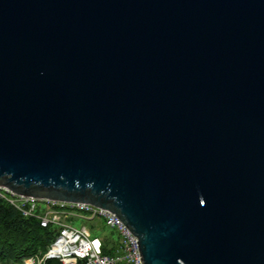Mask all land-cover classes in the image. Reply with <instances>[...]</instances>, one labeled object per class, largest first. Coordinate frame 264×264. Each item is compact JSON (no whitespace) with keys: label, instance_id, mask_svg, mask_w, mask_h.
<instances>
[{"label":"water","instance_id":"95a60500","mask_svg":"<svg viewBox=\"0 0 264 264\" xmlns=\"http://www.w3.org/2000/svg\"><path fill=\"white\" fill-rule=\"evenodd\" d=\"M0 185L264 264V0H0Z\"/></svg>","mask_w":264,"mask_h":264},{"label":"built area","instance_id":"2783aa9c","mask_svg":"<svg viewBox=\"0 0 264 264\" xmlns=\"http://www.w3.org/2000/svg\"><path fill=\"white\" fill-rule=\"evenodd\" d=\"M10 194V196L6 194ZM0 198L18 210L24 217L37 219L40 227L57 225L58 231L41 254L22 258L21 264H44L49 258L57 259L61 264H142L138 246L132 233L110 211L84 202L38 199L32 196L17 194L0 185ZM35 199L43 200L44 209H35ZM71 211H88L89 218L101 217L106 226L114 228L118 234L119 253L103 252L98 237L88 236L87 228L82 225L75 228L64 219ZM76 215V214H75Z\"/></svg>","mask_w":264,"mask_h":264},{"label":"trees","instance_id":"16d2710c","mask_svg":"<svg viewBox=\"0 0 264 264\" xmlns=\"http://www.w3.org/2000/svg\"><path fill=\"white\" fill-rule=\"evenodd\" d=\"M50 225L40 227L37 219L22 216L17 209L0 198V262L10 264L21 258L41 254L54 237ZM101 250L109 252L101 243ZM44 264H61L49 258ZM75 264H83L77 260Z\"/></svg>","mask_w":264,"mask_h":264},{"label":"rangeland","instance_id":"374dc122","mask_svg":"<svg viewBox=\"0 0 264 264\" xmlns=\"http://www.w3.org/2000/svg\"><path fill=\"white\" fill-rule=\"evenodd\" d=\"M10 196V194H6ZM46 203L43 200L35 199V209L41 210L44 209ZM68 214L66 209L63 210ZM74 216L67 215L64 221L72 227L80 228L84 225L88 230V236H95L101 241V243L105 244V248L109 249V252L119 253V241L118 234L114 228H110L106 226L101 217H93L89 218L88 211H71ZM76 214V215H75ZM54 234L58 231L57 225H50ZM24 258V257H23ZM21 260L18 262L10 263V264H21ZM0 264H5L0 262Z\"/></svg>","mask_w":264,"mask_h":264}]
</instances>
